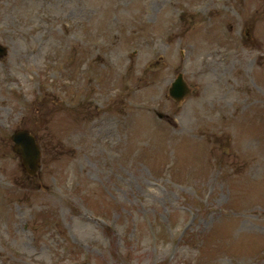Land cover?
I'll list each match as a JSON object with an SVG mask.
<instances>
[{
	"label": "rangeland",
	"instance_id": "obj_1",
	"mask_svg": "<svg viewBox=\"0 0 264 264\" xmlns=\"http://www.w3.org/2000/svg\"><path fill=\"white\" fill-rule=\"evenodd\" d=\"M187 1L0 0V264H264V0Z\"/></svg>",
	"mask_w": 264,
	"mask_h": 264
},
{
	"label": "water",
	"instance_id": "obj_2",
	"mask_svg": "<svg viewBox=\"0 0 264 264\" xmlns=\"http://www.w3.org/2000/svg\"><path fill=\"white\" fill-rule=\"evenodd\" d=\"M12 141L15 142L14 150L22 157L23 165L34 171L37 167L38 151L33 139L26 132H16Z\"/></svg>",
	"mask_w": 264,
	"mask_h": 264
}]
</instances>
